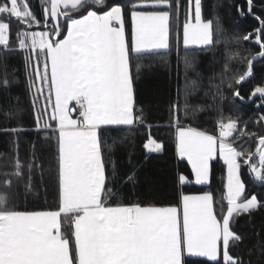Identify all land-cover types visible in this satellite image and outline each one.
<instances>
[{
    "label": "snow or ice",
    "instance_id": "obj_1",
    "mask_svg": "<svg viewBox=\"0 0 264 264\" xmlns=\"http://www.w3.org/2000/svg\"><path fill=\"white\" fill-rule=\"evenodd\" d=\"M38 2L39 15L31 0H0V90L11 88L9 56L21 54L34 97L37 142L51 140V134L56 138V207L21 208L22 201L39 199L44 163L37 142H28L25 158L19 155L26 130L19 123L18 98L16 104H0V135L10 137L12 144L10 153H0V264H251L235 251L243 237L233 227L238 217L264 211V200L247 194L242 180L241 169L247 165L249 175L264 183V135L246 131L247 122L242 128L239 120L221 116L218 134L213 135L183 125L180 104L171 105L176 153L190 166L189 174L176 176V205L115 203L125 188L135 190L141 181L134 169L123 172L113 165L109 173L105 152L113 153L127 136L109 144L103 132L146 126L144 109L136 100V79L145 66L134 65L133 57H163L171 51L173 36L178 40L180 35L179 0ZM257 3L264 9V0L235 5L239 15L258 22L253 32L242 36L257 47L258 56L243 57L247 68L236 84L253 75L254 60L264 58V11L257 14ZM186 5L184 48L219 42L217 32L222 29L217 25L214 30L213 22L202 18V0H186ZM184 66L187 117L200 106L188 103L197 80L188 77L195 69L187 55ZM233 95L244 101L239 89ZM257 96V107L264 106V87H256L249 99ZM41 98L44 103L37 108ZM257 123L264 126V114ZM244 137L256 138L254 151L237 147ZM146 139L148 153L163 150L151 135ZM215 160H222L227 169L219 195L211 188ZM187 185L200 186L201 191L186 193ZM255 250L264 259V241Z\"/></svg>",
    "mask_w": 264,
    "mask_h": 264
},
{
    "label": "trees",
    "instance_id": "obj_2",
    "mask_svg": "<svg viewBox=\"0 0 264 264\" xmlns=\"http://www.w3.org/2000/svg\"><path fill=\"white\" fill-rule=\"evenodd\" d=\"M37 15L40 14L38 0H31ZM123 2V0H117ZM245 0H202V18L213 22L214 30L219 25L222 31L217 32L219 42L206 48L185 49L182 40V25L185 22L186 0H179V29L177 40L173 36V47L170 52L160 55H142L133 57V64H143L145 71L136 79L137 106L143 107L146 117V126L132 131L105 130L102 139L111 144L115 137L127 136L122 143H117L113 153L105 152L108 161V171L113 165L123 172L134 169L141 183L133 190L129 185L116 198L115 203L132 204L139 202L144 206H175L177 202L176 176L178 173L189 174L190 166L186 161H181L176 153L175 127L170 116V106L179 103L181 123L195 127L209 134L217 135L218 119L231 117L240 122L243 128L247 122L246 131L264 135V126L257 123V119L264 114V106L260 98L249 99L256 87H264V58L253 62V75L241 82L235 83L238 75L247 68V59L243 57L258 56V49L242 36L253 32L258 22L251 16H241L236 11V4H243ZM256 12L259 14L264 9L257 3ZM188 56L194 65V71L189 70V79L197 80L196 91L188 97V103L197 108L195 115L189 110V115H184V84L185 66L184 58ZM8 79L12 82L9 91L0 90V104H16L17 98L21 111L20 124L26 134L20 136L19 155L25 158L28 155L29 141L37 142L34 131L36 110L33 109L34 97L28 90L29 78L25 74L23 56L19 53L9 56ZM15 69V73H13ZM135 75V71L133 70ZM199 74V75H197ZM2 76V70H0ZM229 84L232 87H229ZM239 89L244 101L233 95ZM179 91V95H178ZM47 90L45 89V94ZM44 103L40 99L37 108ZM49 112L51 108L49 107ZM16 123V121H13ZM54 124V122H52ZM51 134V133H50ZM52 139L37 142V150L42 154L44 163L43 180L40 182L39 199L29 198L21 202V208L29 210H48L56 207L57 192V143L55 134ZM151 135L156 141L164 145L160 153H148L144 148L147 136ZM247 150L254 151L257 146L256 138L244 137L237 142ZM12 151L11 138L0 135V153ZM131 160V164L129 163ZM242 179L246 184L247 194H255L258 199L264 200V183L256 181L249 175L247 165L242 166ZM227 169L222 160L213 161V174L211 188L219 195L226 183ZM39 182V178H38ZM46 190V191H45ZM201 191L197 185H187L184 192L196 194ZM235 231L243 237L239 247L235 249L245 262L251 264H264V259L256 251V246L264 241V211H257L251 217L242 215L233 225ZM251 250V255L249 251Z\"/></svg>",
    "mask_w": 264,
    "mask_h": 264
},
{
    "label": "rangeland",
    "instance_id": "obj_3",
    "mask_svg": "<svg viewBox=\"0 0 264 264\" xmlns=\"http://www.w3.org/2000/svg\"><path fill=\"white\" fill-rule=\"evenodd\" d=\"M206 21V20H205ZM181 43L183 44V38H182V40H181ZM205 48V47H199V46H195V45H193V46H190L189 48Z\"/></svg>",
    "mask_w": 264,
    "mask_h": 264
},
{
    "label": "crops",
    "instance_id": "obj_4",
    "mask_svg": "<svg viewBox=\"0 0 264 264\" xmlns=\"http://www.w3.org/2000/svg\"><path fill=\"white\" fill-rule=\"evenodd\" d=\"M218 134V133H217ZM226 176H227V174H226ZM243 180V179H242Z\"/></svg>",
    "mask_w": 264,
    "mask_h": 264
}]
</instances>
